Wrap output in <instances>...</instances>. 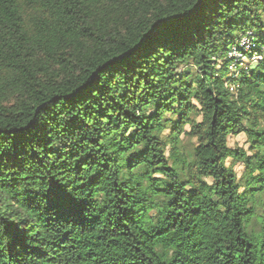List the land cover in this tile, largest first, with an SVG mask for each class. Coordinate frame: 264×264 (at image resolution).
Wrapping results in <instances>:
<instances>
[{"label":"trees","instance_id":"16d2710c","mask_svg":"<svg viewBox=\"0 0 264 264\" xmlns=\"http://www.w3.org/2000/svg\"><path fill=\"white\" fill-rule=\"evenodd\" d=\"M248 32L264 0H0V264H264Z\"/></svg>","mask_w":264,"mask_h":264},{"label":"bare ground","instance_id":"6f19581e","mask_svg":"<svg viewBox=\"0 0 264 264\" xmlns=\"http://www.w3.org/2000/svg\"><path fill=\"white\" fill-rule=\"evenodd\" d=\"M251 37L252 34L250 32L246 33V35H243L240 37V39L238 40L237 44H238V48L242 49V52L244 54H242L236 47H233L230 52H228V56L230 58H234L235 61H241V62H250L252 64H255L259 61H262L263 57H264V47L261 49L260 52L258 53H252V54H248L249 56H246L247 53H250L251 48H252V43H251ZM237 46V45H236ZM254 49V48H253ZM234 67L231 68V70Z\"/></svg>","mask_w":264,"mask_h":264},{"label":"rangeland","instance_id":"374dc122","mask_svg":"<svg viewBox=\"0 0 264 264\" xmlns=\"http://www.w3.org/2000/svg\"><path fill=\"white\" fill-rule=\"evenodd\" d=\"M193 145H194L193 139L183 137V147L186 151H190L192 149ZM228 146L231 149L239 148V149L247 150L249 147V143H248L247 138L244 134H239V135H233L229 138ZM227 164L232 166L233 171L237 175V178H240L242 171H243L242 166L239 163L238 164L237 163L232 164L231 160H228Z\"/></svg>","mask_w":264,"mask_h":264},{"label":"snow or ice","instance_id":"6c2138e0","mask_svg":"<svg viewBox=\"0 0 264 264\" xmlns=\"http://www.w3.org/2000/svg\"><path fill=\"white\" fill-rule=\"evenodd\" d=\"M0 258H2V256H0Z\"/></svg>","mask_w":264,"mask_h":264}]
</instances>
